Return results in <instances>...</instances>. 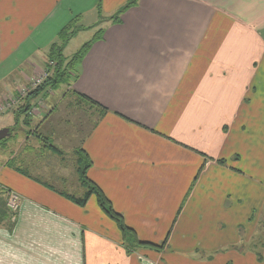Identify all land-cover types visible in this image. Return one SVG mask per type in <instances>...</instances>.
I'll list each match as a JSON object with an SVG mask.
<instances>
[{"label":"crops","instance_id":"obj_1","mask_svg":"<svg viewBox=\"0 0 264 264\" xmlns=\"http://www.w3.org/2000/svg\"><path fill=\"white\" fill-rule=\"evenodd\" d=\"M129 1L0 0V98L41 76L71 20V40L102 30L69 88L105 111L82 114L89 127L77 133L89 179L142 245L127 252L95 198L79 207L2 167L10 182L0 188L19 207L13 228H0V264H264V253L258 263L233 250L264 209V0H138L117 22H99ZM31 106V121L52 107ZM25 155L17 158L30 176L51 175Z\"/></svg>","mask_w":264,"mask_h":264},{"label":"trees","instance_id":"obj_2","mask_svg":"<svg viewBox=\"0 0 264 264\" xmlns=\"http://www.w3.org/2000/svg\"><path fill=\"white\" fill-rule=\"evenodd\" d=\"M138 0H131L127 4H125L121 9H119L115 14L110 16L109 18L103 19V17L100 16V21H111V22H117L120 18V15L123 11L128 9L129 7H132L136 5ZM98 12H100V7L98 6ZM77 24L76 19L74 18L71 20L65 27H63L57 36L58 42L51 43L49 45V49L47 50L46 54V61L44 62L43 66V74L44 76V81L41 85L37 86L36 88H32L27 94L24 99L21 100V105L18 106L17 110L15 111V123L17 124V117L20 115L23 116L22 123L30 127V122H31V101L36 98V97H46L50 96L53 94L56 90L59 89L60 86L66 85L67 87L70 86V81L76 78V67L77 65L82 61V59L85 57L86 53L88 52L89 48L91 47L92 41L100 39V35H102V30L98 29L93 38L89 40L88 42H85L84 44L81 45L80 49L76 51L70 59L65 58L63 51L65 48L66 43L72 38V36L79 31V29L75 28V25ZM96 26V25H95ZM93 26V27H95ZM70 94L75 97V100L79 105L80 103H84L89 105L90 108L95 109L94 111L86 110L87 112L91 111L92 113L97 112L98 110H101L103 113L105 111V108L101 107L98 105L97 102L91 100L87 96L80 94L76 92L75 90L69 89ZM16 96H19L17 94ZM68 104L74 105L72 101H68ZM57 106H54L53 108L49 109V115H52L54 110L56 109ZM68 108V106L66 107ZM65 108V109H66ZM84 112V113H87ZM12 129L9 128V133L11 136ZM28 136L31 135L33 137L37 136V139L43 140L41 141V147L45 149V151H49V159L51 160L52 157H55L59 161H62L63 163L66 164L64 161V153L61 149H59L54 143H53V137H55V133L49 129V139L45 136H42L40 134L36 135V130H28L27 131ZM6 139V138H5ZM3 139L2 141H5ZM79 146L77 148L72 149L69 153H72V156L74 157L73 161H71L72 167L75 169V174H77V184L79 189L82 191L81 195H77V191H72L69 189L68 181L69 178L66 176L60 174L59 172L55 171V166L57 160H53L52 163L49 162V173L51 175L47 176L48 182L42 181L43 179H35L32 176H30L29 172L27 170H24L23 166H20L21 164L18 162V158L24 153L26 154L25 157L28 158V156L31 157L32 152H24V149H27L29 151L37 148L33 147H25L21 150L20 155L16 156L15 159H9L5 165L10 166L13 170L17 171L21 175L25 177H30L31 179L38 181L41 185L45 186L47 189L50 191L58 194L59 196L63 197L65 200L70 201L71 203L83 207L86 205V203L89 201L91 197L95 198L97 205L101 212L108 218L110 219L118 228L120 231L123 242L128 243L130 242L131 247L125 245V247L129 250H126L127 252H133L132 250L137 247V245H142L139 244L138 239L135 235V232L126 226L124 223V220L122 216L117 213L110 201L106 198L102 190L93 182L89 179L88 177V170L92 166V161L90 160L89 156L87 155L86 151L83 149V143L84 140L80 139ZM6 146L4 143H0V148ZM40 147V148H41ZM30 153V154H28ZM22 158V156H21ZM32 159H35L34 156L31 157ZM236 159V158H234ZM218 163L225 165L224 160H219ZM48 165V164H47ZM46 167L48 168V166ZM27 168V166H25ZM59 173V174H58ZM5 190L4 188H0V228H5L7 231H10L13 226H14V217L16 214H10L5 206ZM135 244V245H134ZM144 245H149L151 247H156L159 249H162L166 242H163L161 246H155L150 243H143ZM251 244H255V246L259 245V243H254L252 241ZM250 244V245H251ZM261 248H264V240L261 241ZM242 246V245H241ZM235 250V249H233ZM237 252H241L242 250H235ZM262 254L261 251L257 253V260L262 259Z\"/></svg>","mask_w":264,"mask_h":264},{"label":"rangeland","instance_id":"obj_3","mask_svg":"<svg viewBox=\"0 0 264 264\" xmlns=\"http://www.w3.org/2000/svg\"><path fill=\"white\" fill-rule=\"evenodd\" d=\"M93 32H95V30H93ZM91 34H92V31L80 32L74 39H72V40L70 39L71 41L69 40L70 41L69 44L66 46V48L63 51L65 58L70 59L71 56L76 51H78L80 49L81 45L84 44L85 42H87L91 38L90 37ZM45 61H46V58H45ZM35 78H37V77H34L33 79H35ZM30 80H29V82H27V84L24 85V88L30 87ZM43 81H44V78L42 79V81L39 85H41L43 83ZM71 85H72V83L70 82V86H69L70 88H72ZM69 87H67L66 85L60 86L59 89L53 93L54 96L51 99L49 98V95L46 97L39 96V97H36L33 99L34 103L44 101L45 104H49V107L52 106L51 108H53L54 106H57V107L54 110V112L52 113V115H49V109H48L47 111L46 110L44 111L45 113L43 111L40 112L41 115L33 116L34 118H32V121L30 122V127H27L22 123L23 116H21V115L19 117H17V120H18L17 124L15 123V121H10L8 124L5 125L6 122H4L5 126H3V128L4 127L5 128L7 127L8 129L11 128L12 129V131H11L12 135L7 137L5 139V141H0V143L6 144L5 147L3 146L4 148L1 147V149H0V160L2 159L3 156H5L4 159H8V156L10 154L9 151L11 150V148H13L14 150L17 149V152H18L19 150L23 149L24 146L25 147L28 146V147L37 148V149H33L31 151L24 149V152H32L31 156H34L35 161L40 163V164H34V166H36V167L44 166L45 163H43L42 161L47 162L48 165H49V162L52 163L53 160L58 161L59 158L56 159L55 157H52L51 160L49 159V151H45V149L43 147H41V145H42L41 141H43V140L39 141L37 139V136L33 137L34 135L28 136V134H27L28 130H31V131L36 130V135L40 134V135L45 136L49 139V129H51V131H53L55 133L54 134L55 137H53V143L59 149H61L63 151L64 161L66 162V164L63 163L62 161L58 162V165L55 166L57 169V172H59L60 174H62V173L65 174L67 176V178H69V181H70L71 176L77 175V174H75L74 167L70 166L71 165L70 162L73 161L74 157L72 156V153H69V152L72 149L77 148L79 146V143L81 142L80 137L77 133V130L82 129V128L86 129L89 127L87 121L85 119H83V120L81 119L82 114L86 118V113H84V112H87L90 109H91V111H94L95 109L90 108L89 105L84 104V103H80L81 105H79L77 103V101L75 100V97L70 94V91H69L70 88ZM58 98H60L59 99L60 101H58ZM68 101H72V103L74 105L71 106V104H68ZM20 103H21V101H20ZM6 104H7V101L5 102L4 99L0 98V107H2V106L4 107ZM41 106L43 107V109L45 108V105H43V103ZM67 106H68V108H66ZM14 107H15V109L18 108V106H17V108H16V106H13L8 110L0 112V116H5L3 113H6L8 111L13 112L15 110V109L12 110ZM41 108L39 107V109H41ZM44 115H46L45 118H44ZM80 122H82V124H80ZM17 152H16V154H17ZM28 154H30V153H28ZM25 166L26 165H24L23 168H24V170H27V168H25ZM2 167L3 168L5 167L7 174H9L10 171H12V168L10 166H6L4 164V160L0 161V168H2ZM48 170L51 172V170L49 169V166H48ZM34 171H35V169H32L33 173H34ZM32 172L29 171V173H32ZM21 176H23V175H21ZM23 177H25V176H23ZM40 179H43L42 181L49 183V180H47L46 177H43ZM0 180L2 183L6 184L7 186L9 185L10 180L6 176V174H4V173L0 174ZM71 180H72V178H71ZM72 184L73 183H68L67 185H72ZM193 184L194 183L191 182L189 188H191L193 186ZM4 202H5V206H6V201H4ZM8 212H9V210H8ZM242 238H244L243 239L244 242L246 240L245 244L242 246H235L233 249L242 250L240 252L241 255H244L246 253H251L255 257V259L257 260V253H259L260 251H261V254L264 253V248H261V244H260L261 241L264 240V209L262 211V214L257 216V218L254 219L252 226L249 225L248 232H244ZM252 241H254V243H259V245L255 246V244H251ZM244 242H242V243H244ZM230 249H232V248H226V249H224V251H227ZM257 262L260 263L263 261L259 259V260H257Z\"/></svg>","mask_w":264,"mask_h":264},{"label":"built area","instance_id":"obj_4","mask_svg":"<svg viewBox=\"0 0 264 264\" xmlns=\"http://www.w3.org/2000/svg\"><path fill=\"white\" fill-rule=\"evenodd\" d=\"M45 74H41V76H38L35 79H32L30 81V87L29 88H20L18 91L19 96H15L14 98L10 99L9 101H7V104L3 107H0V112H3L5 110L10 109L13 106H18L17 104L20 103V101L22 99H24L26 97V94L32 90V88H36L42 81V79L44 78ZM37 107H33L31 110V114H34V112L36 111ZM5 201H6V207L9 210V212L11 214H14L17 212L18 207H19V197L11 192V191H6L5 192Z\"/></svg>","mask_w":264,"mask_h":264},{"label":"water","instance_id":"obj_5","mask_svg":"<svg viewBox=\"0 0 264 264\" xmlns=\"http://www.w3.org/2000/svg\"><path fill=\"white\" fill-rule=\"evenodd\" d=\"M10 133H9V129L8 128H3L0 130V141H2L3 139L9 137Z\"/></svg>","mask_w":264,"mask_h":264}]
</instances>
